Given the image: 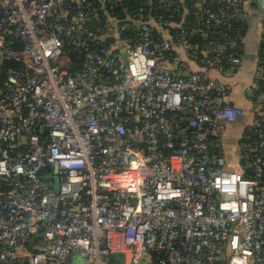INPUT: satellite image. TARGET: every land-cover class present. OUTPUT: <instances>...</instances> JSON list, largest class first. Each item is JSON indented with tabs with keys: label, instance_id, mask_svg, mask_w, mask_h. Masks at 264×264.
I'll use <instances>...</instances> for the list:
<instances>
[{
	"label": "built area",
	"instance_id": "2783aa9c",
	"mask_svg": "<svg viewBox=\"0 0 264 264\" xmlns=\"http://www.w3.org/2000/svg\"><path fill=\"white\" fill-rule=\"evenodd\" d=\"M121 1L0 0V264H264V15L238 170L246 109L212 74L262 1L139 0L117 27Z\"/></svg>",
	"mask_w": 264,
	"mask_h": 264
},
{
	"label": "crops",
	"instance_id": "0c3cea01",
	"mask_svg": "<svg viewBox=\"0 0 264 264\" xmlns=\"http://www.w3.org/2000/svg\"><path fill=\"white\" fill-rule=\"evenodd\" d=\"M262 1V8L250 9L248 11V32L242 45L241 51L243 53L244 61L242 66L232 75H222L217 71H213L212 74L216 77L221 78L225 82H229L233 85L231 103L242 106L246 109L245 115L237 119V121L227 124L226 128L222 131L221 141L223 143V149L227 157V166L229 169L238 170L242 163V135L245 133L247 126L250 124L253 117V91L249 89L248 84L254 76L256 69V58L258 57V45L259 38L261 37L262 30V18L264 15V0ZM253 37L256 38L255 46H251L252 49L248 48L249 42L252 41ZM186 59L190 62L193 69H200L201 66L190 57L186 56ZM236 141V142H235ZM237 142L240 143V150L236 152ZM122 257L116 255L113 257V261L120 262ZM73 264H91L85 259L75 256ZM118 264V263H117ZM141 264H156L149 259H143Z\"/></svg>",
	"mask_w": 264,
	"mask_h": 264
},
{
	"label": "trees",
	"instance_id": "16d2710c",
	"mask_svg": "<svg viewBox=\"0 0 264 264\" xmlns=\"http://www.w3.org/2000/svg\"><path fill=\"white\" fill-rule=\"evenodd\" d=\"M92 1L94 3H100L99 0H92ZM179 1L182 3L184 0H179ZM184 3H187L189 7L194 9V3L189 2V0H185ZM153 4L155 5L157 4V2L154 1ZM140 8H141V3L139 0H122L118 4V7L116 9L119 15V18L117 19V27H120L123 23H127V22L132 23L133 26H137L138 13L141 12ZM184 19L186 18L183 15H180L173 20V23L170 26V28H173L171 30V33H175L176 27H178V25H180V23L184 21ZM129 33H130L129 31L123 32L121 30L113 37L110 35L108 38V42H120ZM198 41H203V40L202 38L199 37Z\"/></svg>",
	"mask_w": 264,
	"mask_h": 264
},
{
	"label": "rangeland",
	"instance_id": "374dc122",
	"mask_svg": "<svg viewBox=\"0 0 264 264\" xmlns=\"http://www.w3.org/2000/svg\"><path fill=\"white\" fill-rule=\"evenodd\" d=\"M255 44H256V38L253 37L252 41L249 42V44H248L247 47L250 48V49H252L251 46H255ZM235 142H236V141H235ZM239 144H240V143L237 142V144H236V145H237L236 149H237V148H238V149L236 150V152H238V151L240 150V146H239ZM244 150H245L246 158H248V150H247V148H244Z\"/></svg>",
	"mask_w": 264,
	"mask_h": 264
},
{
	"label": "water",
	"instance_id": "95a60500",
	"mask_svg": "<svg viewBox=\"0 0 264 264\" xmlns=\"http://www.w3.org/2000/svg\"><path fill=\"white\" fill-rule=\"evenodd\" d=\"M56 188H59V179H58V177H56Z\"/></svg>",
	"mask_w": 264,
	"mask_h": 264
}]
</instances>
